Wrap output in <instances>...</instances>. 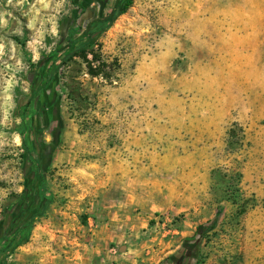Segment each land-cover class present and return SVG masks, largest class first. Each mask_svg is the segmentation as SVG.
Here are the masks:
<instances>
[{"label":"rangeland","instance_id":"374dc122","mask_svg":"<svg viewBox=\"0 0 264 264\" xmlns=\"http://www.w3.org/2000/svg\"><path fill=\"white\" fill-rule=\"evenodd\" d=\"M126 1L0 0V264H264V0Z\"/></svg>","mask_w":264,"mask_h":264},{"label":"trees","instance_id":"16d2710c","mask_svg":"<svg viewBox=\"0 0 264 264\" xmlns=\"http://www.w3.org/2000/svg\"><path fill=\"white\" fill-rule=\"evenodd\" d=\"M132 4L131 0H127L124 2L120 7L119 10L116 13H111L105 17L107 21H109V25L115 21V19L118 17V15H121L125 13L130 5ZM109 25H104L102 28L99 30H93V31H88L86 33V36H89L91 39H95L98 36H100L106 29L108 28ZM85 47H90L91 43H87L84 45ZM77 50L75 49L72 51V53H69L68 55L73 56L77 54ZM44 61H40L38 63V68L36 71V80H33V87L35 88L38 84H41L42 81V71L44 69ZM51 78H49L50 80ZM48 84V83H47ZM46 85H42L44 87ZM41 173V167H39L37 170H34L32 173V179L28 181L26 190L24 191L22 198L17 201L15 204V221L20 222L23 224L21 226V242H26L29 237V231L30 227L32 225V221L35 217L42 215L46 208L49 206V204L52 202V195L47 189H43V191H38L36 189V182L39 180V174ZM41 186L43 187L44 184L40 182ZM25 208V209H24ZM221 214V210L217 212V215L215 219L209 223L208 225H204V230L207 229H212L216 226L218 222V217ZM25 215V216H24ZM197 245H184V251L181 252L180 257L176 259L175 256H171L169 258V261L172 264H181L183 263L186 259H188L191 254H192V248L196 247ZM176 259V260H175Z\"/></svg>","mask_w":264,"mask_h":264},{"label":"flooded vegetation","instance_id":"af4514ba","mask_svg":"<svg viewBox=\"0 0 264 264\" xmlns=\"http://www.w3.org/2000/svg\"><path fill=\"white\" fill-rule=\"evenodd\" d=\"M25 209V208H24Z\"/></svg>","mask_w":264,"mask_h":264}]
</instances>
